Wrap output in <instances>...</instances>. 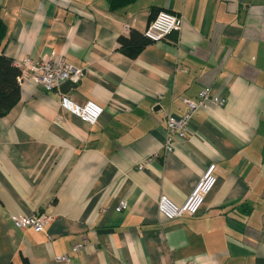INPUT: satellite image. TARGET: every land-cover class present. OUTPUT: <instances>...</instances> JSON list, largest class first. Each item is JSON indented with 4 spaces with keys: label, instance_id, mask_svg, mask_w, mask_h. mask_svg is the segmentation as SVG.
Masks as SVG:
<instances>
[{
    "label": "crops",
    "instance_id": "1",
    "mask_svg": "<svg viewBox=\"0 0 264 264\" xmlns=\"http://www.w3.org/2000/svg\"><path fill=\"white\" fill-rule=\"evenodd\" d=\"M159 8L180 29L123 52L118 36ZM0 16L15 65L59 54L82 68L65 92L24 75L0 116V264H264V0H0ZM203 86L224 102L165 149L164 116ZM60 93L102 111L87 123ZM209 161L197 211L161 215L158 195L181 202ZM32 211L51 215L41 230L13 224Z\"/></svg>",
    "mask_w": 264,
    "mask_h": 264
},
{
    "label": "built area",
    "instance_id": "2",
    "mask_svg": "<svg viewBox=\"0 0 264 264\" xmlns=\"http://www.w3.org/2000/svg\"><path fill=\"white\" fill-rule=\"evenodd\" d=\"M182 17L167 9H157L148 23L144 27L142 33L149 41H157L162 39L170 31L180 29ZM126 27V25H125ZM20 70L17 80L24 75L39 82L44 89L56 88L59 83L65 79L76 81L82 73V68L66 61L61 55L42 56L36 59L23 57L18 62ZM225 98L214 92H210L207 87L199 88L193 96H181L183 108L180 114H166L164 116L165 141L164 148L170 150L172 141L175 137L187 135L190 132L189 118L193 112L204 106L207 101L222 104ZM59 105L76 114L80 119L87 123H93L102 111V106L93 99H85L77 102L60 93L58 98ZM216 180L214 174V162L209 161L205 164L200 175L196 178L192 187L184 197L177 203L165 194H159L156 199L157 211L166 219H171L183 214H194L200 207L205 194L212 188ZM125 206L124 199L120 200L115 209L119 210ZM51 219V215L32 211L30 213L11 214V220L17 227H30L35 231L41 230L43 226ZM80 242H74L73 249L78 248ZM66 253L54 255L58 260L66 259Z\"/></svg>",
    "mask_w": 264,
    "mask_h": 264
},
{
    "label": "trees",
    "instance_id": "3",
    "mask_svg": "<svg viewBox=\"0 0 264 264\" xmlns=\"http://www.w3.org/2000/svg\"><path fill=\"white\" fill-rule=\"evenodd\" d=\"M110 5H118L129 0H108ZM153 15V13H152ZM151 15V17H152ZM150 17V18H151ZM6 36V25L0 16V116L3 115L19 97V83L17 76L20 72L12 58L3 52V44ZM119 47L128 55H134L149 40L138 31H130L129 37L118 36ZM22 264H27L22 258Z\"/></svg>",
    "mask_w": 264,
    "mask_h": 264
},
{
    "label": "water",
    "instance_id": "4",
    "mask_svg": "<svg viewBox=\"0 0 264 264\" xmlns=\"http://www.w3.org/2000/svg\"><path fill=\"white\" fill-rule=\"evenodd\" d=\"M73 84L74 82L72 80L65 79L59 84V89L61 90V92H65L68 87L72 86Z\"/></svg>",
    "mask_w": 264,
    "mask_h": 264
}]
</instances>
